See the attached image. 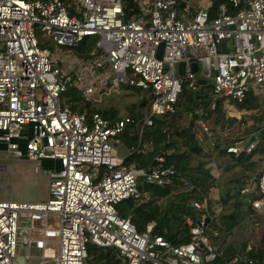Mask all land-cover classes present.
I'll return each mask as SVG.
<instances>
[{
  "label": "built area",
  "instance_id": "2783aa9c",
  "mask_svg": "<svg viewBox=\"0 0 264 264\" xmlns=\"http://www.w3.org/2000/svg\"><path fill=\"white\" fill-rule=\"evenodd\" d=\"M135 1L137 15L128 17L126 0H0V149L60 164L48 170L47 201L0 199V264H89L90 244L116 248L126 264H210L222 255L208 234H217L209 222L214 187L205 200L191 203L199 214L185 216L186 243L155 234L152 222L140 232L119 213L124 199L151 198L139 188L142 178L164 186L176 170L165 165L164 155L148 170L127 164L135 147L121 136L132 133L135 119L74 110L65 92L75 88L97 105L126 86L146 91L152 112L141 120L140 142L156 117L177 112L185 87L211 86L212 110L222 101L242 103L250 92L264 94V0H229L235 12L223 3L214 18L213 0ZM38 29L54 44L52 51L40 46ZM90 37L97 39L91 50L78 55L75 48ZM196 113L197 140L203 147L210 139L216 147L209 113L203 106ZM260 145L264 140L255 136L227 151L254 155ZM152 149L145 142L140 151ZM255 183L251 205L263 211L264 165ZM52 215L58 226L49 225ZM247 250L226 264H257Z\"/></svg>",
  "mask_w": 264,
  "mask_h": 264
},
{
  "label": "trees",
  "instance_id": "16d2710c",
  "mask_svg": "<svg viewBox=\"0 0 264 264\" xmlns=\"http://www.w3.org/2000/svg\"><path fill=\"white\" fill-rule=\"evenodd\" d=\"M223 3L228 5L231 13L235 12L236 9L229 0H213L209 7L211 18L217 16L219 6ZM126 4L125 11L128 17L137 15L138 7L136 1L126 0ZM183 6L184 4L182 3L179 8L182 9ZM96 40L93 37L86 38L79 47L75 48V52L81 56L86 55ZM125 88L141 92L139 88L129 86ZM211 91V86L204 87L200 91H193L185 87L182 99L178 103L177 112L163 117H156L152 126H145L141 142L139 139V131L142 128L141 120L144 115L141 111H136L133 106L129 107L130 116L136 121L131 130L134 134L126 132L122 138H124V142L129 147H135V151L126 158V163L135 164L139 168L148 170L157 163L156 157L158 155H164L165 165L173 166L176 170L175 175L172 177V182L164 186L147 183L143 178L140 180V190L142 192H149L151 195L150 199L141 201L135 198H128L122 200L117 205L119 213L123 216H130L140 232H144L146 225L152 222L154 223V233L164 236L172 243L181 244L190 241L189 227L185 223V216L199 214L191 203L192 201H203L208 197L214 182V176L210 172V169L205 168L203 161H197L196 166L192 164V160L195 159L194 156H202L204 149L193 132L192 126L194 121H192L191 126H185L183 123H185V116L190 112H194V119H196L198 117L196 111L200 106H203L211 117L216 112L218 114L223 113L222 109H220V103L216 110L210 108L209 93ZM65 96L70 107L74 110L81 112L87 111L89 114L100 112L105 118L112 121L121 118L116 107L98 108L96 105L85 101L81 93L75 88H69L65 92ZM149 103L150 99L144 98L139 102L138 106L145 107ZM241 105L256 107L258 100L250 92L247 99ZM145 142H152L153 145V149L147 153L140 151ZM182 145L186 146L187 149L182 150ZM240 158L248 160L249 156L246 153H240L238 159ZM177 188L179 191L176 190ZM175 190L178 192L174 193ZM238 193H236V196L239 195ZM232 197L234 196L226 193L223 196V203L228 204ZM164 198H166L165 205L162 203V199ZM247 205L249 207L245 212L239 211L242 204L238 201L232 205L234 207L233 210L229 211L227 208L226 212L221 215L222 225L229 230L234 229L241 222V219L243 217L245 218L252 211L251 202L250 204L247 203ZM213 219L210 218V225L216 222ZM246 250L248 251V255L257 261V264H264V235L259 244L251 243L247 245L245 243L240 251L233 246L228 247L225 251L222 250V255L210 264H226L234 256L240 255ZM88 263L126 264L118 256L116 248L99 247L96 244H90L88 247ZM238 264L245 263L239 262Z\"/></svg>",
  "mask_w": 264,
  "mask_h": 264
},
{
  "label": "crops",
  "instance_id": "0c3cea01",
  "mask_svg": "<svg viewBox=\"0 0 264 264\" xmlns=\"http://www.w3.org/2000/svg\"><path fill=\"white\" fill-rule=\"evenodd\" d=\"M251 93L255 94L254 92ZM209 95L210 102L212 91ZM242 103L220 102V109L223 113L218 114L216 112L214 116H209L214 127L217 146L212 147L210 139L205 138L202 156H198L203 159L205 168L210 169L214 176V182L211 186L214 187V191L213 194L209 193L213 221H218L217 217L227 208L229 211L233 210L232 205L236 201L242 204L239 211L245 212L248 209L249 205L247 203L250 204L256 197L254 185H256L259 170L264 165V146L262 145L255 150L254 155H247L249 156L248 160L238 159L239 154L227 151L228 146L234 145L239 140L251 141L255 136L261 138L262 141L264 140V109L262 112L257 110L262 108L259 101L256 107L243 106ZM192 121H194V118L188 119L186 126H191ZM222 152L225 153L222 154ZM54 166L59 167V162H54ZM250 185L253 186L252 191L243 192ZM176 190L179 191L178 188ZM176 190L174 193L178 192ZM239 191L240 193H238ZM226 193L234 196L228 204L223 203V196ZM236 193L239 195L236 196ZM163 201L164 199H162V203H164ZM251 208L252 211L246 215V218H251L257 224L264 223V210L255 211L253 207Z\"/></svg>",
  "mask_w": 264,
  "mask_h": 264
},
{
  "label": "rangeland",
  "instance_id": "374dc122",
  "mask_svg": "<svg viewBox=\"0 0 264 264\" xmlns=\"http://www.w3.org/2000/svg\"><path fill=\"white\" fill-rule=\"evenodd\" d=\"M37 37L41 47L47 48L50 51L54 49V44L46 37L44 32L40 31V29H38ZM162 55L163 47L161 46L159 56ZM199 73H202L201 67ZM253 95L259 101L262 109H264V94L258 93ZM148 97L149 95L146 91L141 90V92H139L138 90L124 88L121 93H115L101 98L96 106L98 108L114 106L118 109L119 117L126 115L130 116L129 107L133 106L136 111H141L145 117L152 112L151 99L150 103L145 107H139L138 104L144 98ZM191 115L192 112L185 116V123H183L185 126L187 125L186 121L190 119ZM193 117H195L194 112ZM126 132L134 134L129 130ZM123 135L121 136V140L124 142V138H122ZM186 149L187 147L182 145V150ZM121 154L125 156L126 152H121ZM194 157L195 159L192 160V164L195 166L197 165V161H203L201 157ZM53 167H56L54 166V161L43 160L41 162H37L27 159L14 158L8 152L0 149V199L26 202L47 201L49 198L51 183V177L48 170ZM165 200L166 198H164L163 201L164 205L166 203ZM225 212L226 210H224L222 214ZM221 215L217 217L219 220L211 225L212 230L214 232L216 231L217 234L211 235V231H208L214 245L219 246L224 251L230 246H233L240 251L245 243L248 245L251 243L259 244L261 242L264 235L263 222L257 224L254 223L251 218L249 219L245 216V218L243 217L241 222L236 225L234 229L229 230L222 225ZM49 225L58 226V217L55 215L50 216ZM35 236L40 237L41 234L35 233ZM33 251L35 253L38 252L35 249Z\"/></svg>",
  "mask_w": 264,
  "mask_h": 264
},
{
  "label": "water",
  "instance_id": "95a60500",
  "mask_svg": "<svg viewBox=\"0 0 264 264\" xmlns=\"http://www.w3.org/2000/svg\"><path fill=\"white\" fill-rule=\"evenodd\" d=\"M197 68H198V63L197 62H194L193 64H192V69L194 70V71H197ZM22 261H23V259H21Z\"/></svg>",
  "mask_w": 264,
  "mask_h": 264
}]
</instances>
